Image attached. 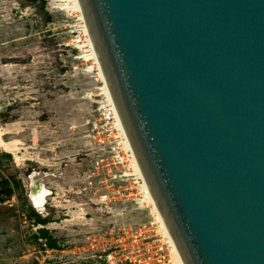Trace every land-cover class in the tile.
<instances>
[{"label":"water","instance_id":"1","mask_svg":"<svg viewBox=\"0 0 264 264\" xmlns=\"http://www.w3.org/2000/svg\"><path fill=\"white\" fill-rule=\"evenodd\" d=\"M185 264H264V0H78Z\"/></svg>","mask_w":264,"mask_h":264},{"label":"rangeland","instance_id":"2","mask_svg":"<svg viewBox=\"0 0 264 264\" xmlns=\"http://www.w3.org/2000/svg\"><path fill=\"white\" fill-rule=\"evenodd\" d=\"M72 6L0 0V264L155 257L160 236ZM39 186L37 208L29 195ZM29 208L49 222L32 224Z\"/></svg>","mask_w":264,"mask_h":264},{"label":"bare ground","instance_id":"3","mask_svg":"<svg viewBox=\"0 0 264 264\" xmlns=\"http://www.w3.org/2000/svg\"><path fill=\"white\" fill-rule=\"evenodd\" d=\"M71 4L73 5L72 8L75 10V12L78 13L77 18L78 20L82 23V29H83V35L85 37L84 39V46L83 47H87L88 49V53L85 56L86 58H90L91 60H94V65L97 71H99V76L98 79L101 82V88H100V94L103 95L106 100L108 101L107 103L109 104V110H110V114L112 115L111 117H113L114 121L112 122L113 125L115 126L116 132L118 131V135L120 136L121 140L119 141V143L122 145L123 149L126 150L128 154V158H129V165L132 167V174L135 176L134 179L138 180L137 184H138V188L140 190V194H141V201L146 203V207L148 208L150 215L153 218V222L156 225V231L157 233H159V236H162L164 238L163 241H165V243L167 244L168 250L171 254V256H173L174 261L176 262V264H185L168 229L167 226L161 216V214L159 213V210L157 209L156 205H154L153 199L151 197L150 191L145 183L144 177L141 173V170L139 168V165L136 161L133 149L129 143V140L127 138L125 129L123 127V124L120 120V117L118 115L117 109L115 107V103L109 93L107 84L105 82V80L103 79L102 76V72L101 69L99 67V63L97 61V58L95 56L94 50H93V46L91 44V40L89 37V33L85 24V21L81 15V10L78 4V0H71ZM82 44V45H83ZM97 77V76H96ZM45 191L43 188H41V186L36 187L32 190L31 194L29 195V198L31 201L34 202L35 207L39 208L42 206V201L45 197ZM150 205H147V204Z\"/></svg>","mask_w":264,"mask_h":264},{"label":"built area","instance_id":"4","mask_svg":"<svg viewBox=\"0 0 264 264\" xmlns=\"http://www.w3.org/2000/svg\"><path fill=\"white\" fill-rule=\"evenodd\" d=\"M163 240L164 238L162 236L157 240L158 243L155 248V257L150 260L148 256H146L142 261V264H176L173 256H171L168 250L167 244Z\"/></svg>","mask_w":264,"mask_h":264},{"label":"trees","instance_id":"5","mask_svg":"<svg viewBox=\"0 0 264 264\" xmlns=\"http://www.w3.org/2000/svg\"><path fill=\"white\" fill-rule=\"evenodd\" d=\"M34 2V0H32ZM49 17L45 18V21L48 22ZM3 194V193H0ZM28 218L32 219V224L34 225H45L46 223H48V219L47 218H41L39 215H37L36 213L33 212V210L31 208H29V213H28ZM44 246L47 250H56L57 247L55 245V241H45Z\"/></svg>","mask_w":264,"mask_h":264},{"label":"flooded vegetation","instance_id":"6","mask_svg":"<svg viewBox=\"0 0 264 264\" xmlns=\"http://www.w3.org/2000/svg\"><path fill=\"white\" fill-rule=\"evenodd\" d=\"M33 207V205H31ZM34 208V207H33ZM35 209V208H34Z\"/></svg>","mask_w":264,"mask_h":264}]
</instances>
